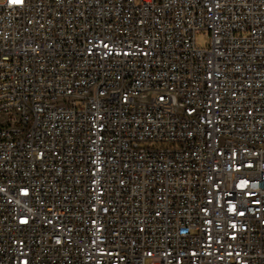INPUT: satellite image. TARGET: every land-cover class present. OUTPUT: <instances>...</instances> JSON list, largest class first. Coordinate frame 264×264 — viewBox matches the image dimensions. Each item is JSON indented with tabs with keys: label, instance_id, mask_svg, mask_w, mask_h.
<instances>
[{
	"label": "built area",
	"instance_id": "2783aa9c",
	"mask_svg": "<svg viewBox=\"0 0 264 264\" xmlns=\"http://www.w3.org/2000/svg\"><path fill=\"white\" fill-rule=\"evenodd\" d=\"M0 264H264V0H0Z\"/></svg>",
	"mask_w": 264,
	"mask_h": 264
},
{
	"label": "rangeland",
	"instance_id": "374dc122",
	"mask_svg": "<svg viewBox=\"0 0 264 264\" xmlns=\"http://www.w3.org/2000/svg\"><path fill=\"white\" fill-rule=\"evenodd\" d=\"M196 43L202 47H207L208 42L206 41V36L205 34L201 33L196 36Z\"/></svg>",
	"mask_w": 264,
	"mask_h": 264
},
{
	"label": "snow or ice",
	"instance_id": "6c2138e0",
	"mask_svg": "<svg viewBox=\"0 0 264 264\" xmlns=\"http://www.w3.org/2000/svg\"><path fill=\"white\" fill-rule=\"evenodd\" d=\"M10 3H20L21 0H9ZM243 186V185H242ZM26 194V193H25Z\"/></svg>",
	"mask_w": 264,
	"mask_h": 264
}]
</instances>
